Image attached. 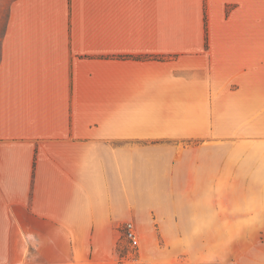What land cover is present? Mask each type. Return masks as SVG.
<instances>
[{
	"label": "crops",
	"instance_id": "1",
	"mask_svg": "<svg viewBox=\"0 0 264 264\" xmlns=\"http://www.w3.org/2000/svg\"><path fill=\"white\" fill-rule=\"evenodd\" d=\"M259 27L264 0H10L0 264H115L129 220L138 247L181 229L213 258L261 233Z\"/></svg>",
	"mask_w": 264,
	"mask_h": 264
},
{
	"label": "rangeland",
	"instance_id": "2",
	"mask_svg": "<svg viewBox=\"0 0 264 264\" xmlns=\"http://www.w3.org/2000/svg\"><path fill=\"white\" fill-rule=\"evenodd\" d=\"M9 1L0 0V35ZM258 30L259 34H264L263 27H259ZM129 222L133 221L129 220ZM152 223L160 224L158 219L153 220ZM244 223L246 221L242 220V226L245 225ZM124 224L121 233H118L115 245V264H252L257 257L264 258V219H258L259 228L263 231L258 235L248 234L242 228L243 231L239 235L223 236L225 241L220 255L216 258L212 256L216 248L214 243H211L210 247H204L201 234L182 233L181 229L176 231L171 228L168 234L163 233L160 228L154 229L152 233L142 235L139 233L140 246L138 247V243L133 246L125 236ZM246 226L249 224L247 223ZM208 249L211 254L209 257Z\"/></svg>",
	"mask_w": 264,
	"mask_h": 264
},
{
	"label": "built area",
	"instance_id": "3",
	"mask_svg": "<svg viewBox=\"0 0 264 264\" xmlns=\"http://www.w3.org/2000/svg\"><path fill=\"white\" fill-rule=\"evenodd\" d=\"M125 236L128 238L129 243L134 246L137 243V235L135 233V228L132 222H126L123 226Z\"/></svg>",
	"mask_w": 264,
	"mask_h": 264
}]
</instances>
